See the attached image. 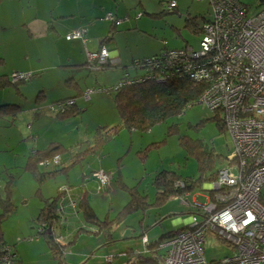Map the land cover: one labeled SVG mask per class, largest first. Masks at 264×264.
Wrapping results in <instances>:
<instances>
[{
  "label": "rangeland",
  "instance_id": "rangeland-1",
  "mask_svg": "<svg viewBox=\"0 0 264 264\" xmlns=\"http://www.w3.org/2000/svg\"><path fill=\"white\" fill-rule=\"evenodd\" d=\"M127 1L129 2V0ZM169 1L144 0L146 12L149 14L157 13V15L155 18L145 15V17L149 18V23L143 28L145 33L142 35L139 33L137 46L135 45V53L139 55V58L158 54L164 48H178L187 45L194 48L198 47L200 39L198 27L210 16L209 3L206 0H176L177 6L172 10L168 8ZM240 1L249 6V14H255L263 7V4H260V0ZM163 41H165V44H163ZM107 53V58L112 63L116 62V59L111 57L109 52ZM31 60V68H38V70H34V76H39L46 71V74H51V78H54L53 74H57L55 66L54 69L47 70L45 68L46 62L44 59L33 57ZM15 62L19 65L25 64L27 67L29 66L28 61L23 63L21 57L10 55L8 65L0 68V70H8L10 68L9 63L14 64ZM132 62L133 60L129 65L132 66ZM1 74H8V72L0 71ZM35 82L33 80L28 81L27 85L22 89L26 95L25 108L27 111H21L17 114L13 126L9 127H14V129L10 130L7 127L0 129V136H3L2 139L0 138V196L6 199H8V196H12L17 205V209L15 208L12 211L13 213L11 212L3 220L11 233L14 229L22 227L25 218L28 222L30 220L34 221L45 199L57 194L58 186H62L65 183L79 185L84 174L88 175L92 170L96 169L97 156H94V152L89 149V145L92 143L93 131L103 121H114L112 118L114 112L112 105L99 93H93L91 96L92 101L80 114L57 118L52 113V115L44 114L47 118L44 121V125L35 122L31 125L33 129L30 131L27 124L31 123L32 120L30 117L33 109L31 97L37 93L40 85L37 80ZM42 82L43 80L41 84ZM53 83L54 81L50 80L46 83V87L51 88ZM105 85H101V87ZM28 86L32 90L31 92L26 89ZM1 92L0 97L2 99H9V93L2 95ZM8 92H11L10 94L13 98L18 97L14 91L9 90ZM217 110L220 111V109ZM29 111L31 112L28 113ZM213 115V111L203 102L191 105L184 109L182 113L170 116L164 121L154 124L148 131L135 133L133 145L129 150L127 148L130 142L124 134H119L112 140L107 141L108 143L103 146V152L108 154L106 160L109 163H113L114 158L116 159L119 155H123L122 174L126 183L128 185L137 184L139 191L144 189L149 198L153 199L155 188L151 180L156 169L173 167L182 176H195L199 173L197 168L198 158L190 153L185 154L179 144L178 137L184 134L192 138V140H197L206 149L209 158L212 160L211 167L216 163L215 170L226 166L230 168V172L238 175L239 168L236 159L230 165L228 164L234 151L231 136L225 126L220 127L221 120L217 114L216 119L211 117ZM170 125L172 126L171 133H168ZM31 132L34 133L33 138L30 136ZM18 133L23 136L28 135V137H26V140L17 139L15 142L10 141ZM52 141L63 144L64 148L60 152L61 157L72 154V151L86 150L87 153H83L82 157L84 158L80 162L73 166L70 165L66 173H53L40 182L37 180L36 175L38 172H45L46 167L41 164L38 166V170L35 169L34 171L24 168L25 156L30 149L37 147V143H39L38 148H40L47 146ZM153 141H156V143L149 145ZM7 142H10V146L5 147L4 145H7ZM124 143L125 146L121 147ZM99 148L97 150H102ZM139 152L141 153V158L137 154ZM97 154L99 156L98 152ZM8 168L9 174L6 173ZM206 173L209 174V172ZM116 174L117 172L113 174L114 177ZM213 178L210 181H205L204 184L202 183L203 191L196 189L194 186L192 189L183 191L184 197L186 196L189 201H194L193 204L188 205L187 200L183 201L180 198L171 199L166 201L164 207L159 209L158 212L161 213V216H164L167 209H179L176 213L185 218L190 215L197 216V213L204 206L200 203L208 198L209 193L217 189L216 186L218 185H210L211 182L217 180V177ZM87 182V187L91 192L90 203L102 220H99V224L92 222L80 224L71 220H68V222L64 221L65 228H60V231L65 235L64 238L68 241H66L68 245L62 256L64 258L63 264H126L129 261V257H135L138 252L144 250L143 238H147V236H140L143 231L148 234L149 238H160L162 227L155 223L156 220L154 219H157L158 216H156L157 212L153 209L148 208L144 211L137 209L125 215H118L119 211L129 200L127 188H124L126 190L123 191L122 186H119L112 188L107 195H97L93 193L95 181L92 179L87 180ZM6 187L9 189L8 191L5 189ZM221 189L225 190L226 188L224 186ZM42 190H44V194ZM214 200L215 197L211 196L208 202ZM184 206H186L185 213L187 214L184 213ZM106 215L108 218L103 221ZM143 215L145 218L142 222L140 219ZM81 217L80 213L79 218ZM112 218L113 228L107 229L109 227L108 219L111 220ZM162 221H165L163 222V227H166V224H173L172 220L167 221L163 218ZM105 223L108 224L105 227H101ZM69 225H73L72 228ZM82 225L89 231L82 230ZM114 225L117 226L115 227ZM186 225H190V222ZM117 227L118 229H116ZM30 231L32 234L35 233L33 237H40L38 236V224ZM218 235L208 231L204 236L202 245L209 261H218L234 253V249L221 237L222 235ZM41 238L44 240L42 236ZM166 239L167 237L160 244L165 242ZM28 241L27 239L24 242L18 241L19 251L22 256L26 257L25 259H28V264H57V261H50L45 257L49 256V254L41 253L40 245L42 243H34L27 249ZM45 245L47 246V244ZM127 247H132L131 249L134 250V253L132 251L133 254H125L124 251ZM48 250L50 249L48 248ZM158 253L162 254L163 248L159 247Z\"/></svg>",
  "mask_w": 264,
  "mask_h": 264
},
{
  "label": "built area",
  "instance_id": "built-area-1",
  "mask_svg": "<svg viewBox=\"0 0 264 264\" xmlns=\"http://www.w3.org/2000/svg\"><path fill=\"white\" fill-rule=\"evenodd\" d=\"M209 1L215 18L203 28L200 48L164 52L162 63L164 68H190L193 80L206 82L200 100L210 109H220L239 173L234 175L226 166L218 171L217 180L210 184L218 185L217 189L200 203L202 210L190 215V225L161 244L168 247L163 264H264V9L249 14L239 0ZM174 5L175 1L170 2ZM80 34L76 30L69 37ZM107 52L102 48L87 56L102 63L108 59ZM12 76L13 80L22 77L17 72ZM93 176L97 189L111 181V174L103 169ZM61 189L68 195L66 187ZM211 196L215 200L208 202ZM187 201L188 205L194 202ZM208 231L221 234L234 249L233 255L209 261L202 245ZM0 258L4 264H15L7 246Z\"/></svg>",
  "mask_w": 264,
  "mask_h": 264
},
{
  "label": "trees",
  "instance_id": "trees-1",
  "mask_svg": "<svg viewBox=\"0 0 264 264\" xmlns=\"http://www.w3.org/2000/svg\"><path fill=\"white\" fill-rule=\"evenodd\" d=\"M172 1H175V5L173 7L170 6V2ZM206 1L210 6V16L203 22L202 25L198 27L200 35L198 47L194 48L190 45H187L185 47L178 48H164L158 54L137 58L133 60V66H131L134 69L136 68L135 74H130L129 76L125 77L124 72V75L113 84L102 87L98 85L86 87L84 90H82L83 96H80L79 94L81 92H79V86L78 89L76 88V78L78 71L82 72L79 78L81 76L83 77L85 74L96 77V74L112 66L113 63L109 59L102 63H99L98 61H90L88 59L87 52L98 53L100 49L104 47L101 46L97 50H90L89 48H87L85 26L70 29L64 34V38L67 41L79 40L82 42L84 48L83 59H81L79 63L74 61H62L55 65V67L57 68V72L59 69L61 70V75L65 76V78L67 79V83H69V81L75 83L74 90H72L71 92H67V94L64 96L55 97L52 102L46 103V105L33 107L32 110L34 114H36V109H46V111L48 110L50 113L55 115L56 118L80 114L92 101V98H90L91 94L98 92L112 93L113 102L118 112V122L116 125L110 127H96L92 134V143L89 145L90 151H93L94 148H102L104 143L109 141V139H113L112 137L119 131L120 127H125L128 130H135L138 133H143L152 128L154 124L162 122L170 116L178 115L182 113L187 107L201 102L200 95L206 87V82L193 80L191 77L192 70L190 68L183 67L182 65H175L173 67L164 68L166 67V65H163L162 63L164 62L162 55L164 52L168 53L170 51L180 50L186 51L188 49L198 50L200 48V43L203 36V28L207 23L214 20L215 18L213 6L211 5L209 0ZM239 2L245 5L248 8L247 10L249 12V6L242 3L240 0ZM260 4H263V7L260 10L264 9V0H260ZM176 6V0L169 1V9L174 10ZM147 14L154 18L157 15V13ZM142 15V12L138 11L132 15L127 14L125 16L117 17L115 12L107 11L103 15V18L110 21L112 23L111 26L115 27L124 20H138ZM54 24L55 22H50L48 23V27L51 28ZM76 30L81 31L80 36L69 37ZM110 38L111 35L106 36L107 40H109ZM163 44H165V41H163ZM105 49L107 48L105 47ZM4 64V57L2 52L0 51V68L4 67ZM51 69H54V67ZM0 71L5 72L2 70ZM25 73L26 71H17V74L22 75V77L17 80H13V72L0 75V91L3 92L2 95L5 93H9V99L7 100L0 97V120L4 119L13 122L17 114L21 110L25 109V103H19L18 101L16 102V98H13V96H11L10 94L11 92H8L9 90H12L15 94H22L23 91L20 88V84L23 82H27V80L33 76L31 75L30 77H25ZM87 91H89L87 93L88 96L85 97V92ZM46 107H48V109ZM211 110L214 113V115L211 117L216 119L217 114V116L221 120V125L219 123L218 124L220 125V127H223L224 124L221 112L218 110ZM171 128L172 126L170 125L168 127V133H171ZM178 141L182 146V150L185 152V154L190 153L198 158L197 168L199 170V173H197V175L195 176H182L178 171H175L173 167H160L156 169L152 175L151 180V183L155 188L153 199L149 198V195L144 191V189H142V191H139L138 188H136L135 190V188L131 187L128 189L129 200L119 211L118 215H125L137 209L144 211L148 208L151 209V207L154 205L163 208L164 205H162V203H165L166 200L168 201L172 197H178L182 195L183 191H186V189L189 190L194 187L200 191H203V186H201L202 183L204 184L205 181H210L213 177H217L218 171L221 168L215 170V167L217 166L216 163L211 167L212 160L209 158L206 149L200 145L201 143H199L197 140H192V138L187 137L184 134L179 135ZM154 143H156V141L149 143V145H152ZM62 148H64L63 145L52 143L49 147L44 149H33L28 155L26 166L32 171L35 170V166H37V164H42L46 160L50 162L48 166H54V168L50 169L49 171H45L43 173L38 172V174L36 175L38 181L42 182L51 174L64 169V167L59 166L61 164L60 161L62 157L60 156V152ZM76 152L87 153L86 150ZM55 156L59 157L58 162L54 161ZM233 162H229L228 164L230 165V163ZM57 166H59L60 168H58ZM94 172L95 171H93L91 174L92 178H94ZM206 172H209V174H207ZM82 179L84 180L85 177L82 176ZM63 185L65 186H61L58 188L56 195L45 199V202L39 208L37 215L39 220L38 236H42L44 238V240L48 244L50 253L53 254L52 257L56 259L57 264H63L64 258L62 256L67 250L66 247L68 245V241L64 237L62 238L60 236L61 234H58L56 232L55 227H64V221H66L64 217L65 215H67L68 209L71 210V213L75 215L80 211L79 213H81L82 217L78 218V220L75 219L76 222H79L80 224H89L91 222L99 224V220H102L96 214L94 207L87 203V200L84 197L83 199H80V197L78 198V196L74 195V193L72 192L73 185H69L70 188L66 184ZM62 187H66L68 189V195L65 194L61 189ZM105 187L106 185L103 186V188ZM103 188L97 189L96 187V192L100 193ZM8 190L9 189L7 188V191ZM73 201L75 202L74 205L71 204V202ZM9 206H4V210L10 209ZM159 209L160 208L154 210L155 212H157L156 214L158 216V218H155L154 220H156L155 222L162 227L160 238H146L144 237L146 236L144 235V233L140 234V236L146 238L145 241L143 240L145 248L144 250L138 252L135 257H129V261L126 264H163L168 247L161 246V241L166 237L168 238V236H172L173 234L179 232L184 228V226L173 227L171 226V224H166V227H163V222H165L162 221L163 218L167 221H170L166 214L170 213L171 216H176L178 214L175 210L172 211L167 209L166 214L164 216H161V213L158 212ZM171 211L173 213H171ZM3 213L4 211L1 212V215H3ZM106 218H108L107 215L105 216V220L103 218V221H106ZM144 218L145 216L143 215L140 220L143 221ZM112 220L113 218L111 220L108 219L109 225H111V223L113 222ZM108 223L103 224L101 227H105V225ZM111 227L112 226H109L107 229H110ZM82 228V230L89 231L88 229L83 227V225ZM159 247L163 248L162 254L158 253ZM127 251L128 249L124 251L125 254L127 253ZM3 252L4 247L2 248V244H0V257L2 256ZM12 257L16 264V257L13 250ZM0 264H4L1 258Z\"/></svg>",
  "mask_w": 264,
  "mask_h": 264
},
{
  "label": "crops",
  "instance_id": "crops-1",
  "mask_svg": "<svg viewBox=\"0 0 264 264\" xmlns=\"http://www.w3.org/2000/svg\"><path fill=\"white\" fill-rule=\"evenodd\" d=\"M145 7H146V3L144 2V0H129V2L127 0H0V51L2 52L4 57V62H5L4 66L8 65V60L10 58V55L21 57L23 63L25 61H28L29 64V66L27 67V65L25 64L19 65L16 62L14 64L9 63L10 68L5 71L8 72V74L10 72L14 73L17 71H26L25 77H30L31 75H33L30 79L27 80V82L32 80L35 82L37 80V83H40L37 89V93H35L31 97V101L33 102L32 108L46 105V103L52 102V100H54L55 97L66 95L67 92H71L72 90H74L75 83H72L71 81L67 83L66 81L67 79L65 78V76L61 75L60 69H59L60 71L58 70L57 74H53L54 78H51V74H46L47 71L39 76H34V72H35L34 70H38V68H31L32 65L31 58L37 57L39 59H44V61L46 62L45 68L47 70L53 68L55 65H57L59 62L62 61H74L79 63L80 60L83 59V55H84L83 53L84 48L82 42L79 40L67 41L64 38V34L72 28L85 26L87 48H89L90 50H97L101 46L104 48L106 47L110 53V56L116 59V62H113L112 66L100 71L98 74H96L97 75L96 77L85 74L83 77L81 76L79 78L82 72L78 71L76 78L77 79L76 88L78 89L79 86L80 89L79 92L81 91L79 93L80 96H83L82 90H84L86 87H91L96 85L101 86L105 84H106L105 86H107L113 84L115 81H117L120 77L124 75V72H125V77L129 76L130 74H135L136 68L134 69L133 67H130L131 65L129 64L131 63L132 60H134V58L136 59L139 58V55L135 53V45L137 46V39L139 33L141 35L145 33L143 28L145 25L149 23V18L145 17V15L147 14ZM107 11L115 12L117 17L125 16L127 14L132 15L138 11L142 12L143 15L138 20H134V19L129 21L124 20L121 23H119V25L112 27L111 26L112 23L103 18V15ZM50 22H55V24L51 28L48 27V23ZM107 35H111V38L109 40L106 39ZM42 80L43 82L41 84ZM50 80L54 81L53 86L51 88H47L46 83L49 82ZM27 82L21 83L20 88L23 89V87L27 85ZM26 89L29 92L32 91L29 88V86ZM2 93L3 92H1V94ZM98 93L99 95H102V97L106 98V100H108V102L114 108V112L112 115L114 121L112 122L103 121L99 125L108 126V127L116 125L118 122V112L113 102L112 93H106V92L105 93L98 92ZM16 95H18V97H16V102L18 101L19 103L20 102L26 103V99H25L26 95L23 92L22 94L20 93ZM91 96L92 94L90 95V98H92ZM46 108L48 109V107ZM21 111H27V110L25 108ZM30 112L31 111H29L28 113ZM46 112L49 111L48 110L46 111V109L45 110L36 109L35 111L36 114H34L32 110V112L30 113L31 114L30 117L32 119L31 123L27 124V127L28 129H30V131H32L33 129L31 125L35 122L44 125L45 123L44 121L47 120L44 114L52 115L50 112L49 113ZM14 121L11 122L9 120H4V119L0 120V129L5 127H7V129L10 130L14 129V127L9 128L13 126ZM135 133H137L135 130H128L125 127H120L119 131L112 138L118 136L119 134H124L126 136V139L130 142L127 148V150H129V148H131L133 145V138ZM30 134H31L30 136H32L33 138L34 133L31 132ZM35 136L37 137V135ZM26 137H28V135L23 136L20 133H18L16 136L14 135L13 139L10 141L15 142L17 139L26 140ZM0 138L2 139L3 136H0ZM110 140L112 139H109V141ZM52 143H58V142L52 141L49 144H47V146H43L40 148L41 149L47 148ZM107 143L108 142L104 143V145H106ZM4 146L5 147L10 146V142H7V145ZM36 146H37L36 149H40L38 148L39 143H37ZM124 146L125 143L122 144L121 147ZM101 149L102 150H97V148L93 149L94 156H97L96 169L92 170L91 173L88 175L84 174L83 176L85 177V179L83 180L81 177V181L79 182L80 183L79 185L75 184L76 185L75 186L71 183H65L67 186L73 185L72 192L74 193V195L78 196V198L80 197V199L81 198L83 199L84 197L87 200V203H89L91 206L93 205L90 203L91 192L87 187L88 186L87 180L93 179L95 181V185H94L95 190L93 191V193H96L97 195H107L112 188L119 186H122L123 191L126 190L124 188L129 189L132 187L135 188V190L136 188H138L137 184L128 185L124 180L122 174V163L124 156L119 155L116 159L114 158V162H113L114 164L109 163L106 160L108 154L103 152V147ZM32 150L33 149H30V151L25 156V161L23 164V167L28 170L30 169L27 168L26 162L28 160V155L31 153ZM97 152L99 153V156ZM137 154L141 158V153L139 152ZM82 156L83 153L72 151V154L67 155L66 157H62L63 159L61 158L60 161L61 164L59 166L64 167V169L60 170L59 172L66 173L70 165L73 166L76 163L80 162L82 158H84ZM40 165L41 164H37V166H35V169L38 170V166ZM42 166L46 167L45 171H49L50 169L54 168V166L52 165L50 167L44 165ZM59 166L57 167L60 168ZM98 169H103L111 174V181L106 185L105 188H103L100 191V193L96 192L97 181L91 176L92 172ZM6 170H7L6 173L9 174L8 171L9 168ZM115 172H117V174L114 177L113 174ZM62 186L65 185L62 184ZM59 187L61 186H58V188ZM5 189H7V187ZM42 192L44 194V190H42ZM7 198L8 199L0 196V208H1L0 209V242H1L0 244H2V248L4 246H11L16 257V264H28V259H25L26 257H24V255L23 256L21 255L18 248L19 246L18 241L24 242L27 239L29 240L27 242L28 243L27 249H29L30 245L34 243L36 244L42 243L41 244L42 246L40 245L41 253L44 252L45 254H49V256H45V257H47L50 261L55 262L56 259L51 256L46 241L43 240L41 237H33L35 233L32 234L30 231L34 229L35 226L39 223L38 217H36L34 221L30 220L29 222L25 218L22 227L14 229L12 233L9 231V228L5 225L3 220L6 216H8L12 211L15 210L17 205L15 200H13L12 196H8ZM179 198L181 199V197L179 196L172 197L169 200L179 199ZM164 204L165 203H162V205ZM6 205L7 206L10 205L9 206L10 209L4 210L3 207ZM157 208L162 209V207H158V206L151 207V209L153 210H157ZM173 210L177 212L179 209H172V211ZM3 211L4 213L3 215H1V212ZM172 211L171 213H173ZM79 212L75 215L71 213V210L68 209L67 215H65L64 219H66V222H68V220L76 222V220H78L79 218V214H80ZM185 212H186V206H184V213ZM166 216H168V219L172 220L173 224H171V226L173 227H178V226L185 227L186 224L189 223V217L185 218L184 216H180V215L171 216L170 213L166 214ZM112 225L113 224L111 223V225L109 226ZM69 226H71L72 228L73 225H69ZM114 226L116 227L117 225ZM55 228H56V232L58 234H61L60 236L63 238L65 235L62 234L60 228L62 229L65 227H55ZM116 229H118V227ZM143 233L148 237V234H146L145 231H143L141 234ZM44 243L47 244V246ZM131 248L132 247H127L128 249L126 253L127 255L134 253V250ZM24 260L26 261L24 262Z\"/></svg>",
  "mask_w": 264,
  "mask_h": 264
},
{
  "label": "bare ground",
  "instance_id": "bare-ground-1",
  "mask_svg": "<svg viewBox=\"0 0 264 264\" xmlns=\"http://www.w3.org/2000/svg\"><path fill=\"white\" fill-rule=\"evenodd\" d=\"M231 159H236V157L233 155L232 157H231ZM7 247H9L11 250H12V248H11V246H7Z\"/></svg>",
  "mask_w": 264,
  "mask_h": 264
},
{
  "label": "clouds",
  "instance_id": "clouds-1",
  "mask_svg": "<svg viewBox=\"0 0 264 264\" xmlns=\"http://www.w3.org/2000/svg\"><path fill=\"white\" fill-rule=\"evenodd\" d=\"M182 195H184V194H182ZM182 195H181V196H182ZM189 217H190V216H189Z\"/></svg>",
  "mask_w": 264,
  "mask_h": 264
}]
</instances>
